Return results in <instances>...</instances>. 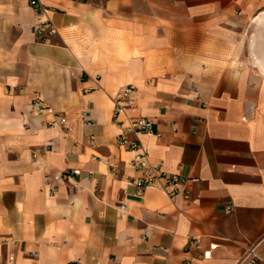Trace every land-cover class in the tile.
<instances>
[{"label":"crops","instance_id":"obj_1","mask_svg":"<svg viewBox=\"0 0 264 264\" xmlns=\"http://www.w3.org/2000/svg\"><path fill=\"white\" fill-rule=\"evenodd\" d=\"M37 1L0 0V264H264V0Z\"/></svg>","mask_w":264,"mask_h":264},{"label":"built area","instance_id":"obj_2","mask_svg":"<svg viewBox=\"0 0 264 264\" xmlns=\"http://www.w3.org/2000/svg\"><path fill=\"white\" fill-rule=\"evenodd\" d=\"M30 4L37 10L38 14L46 13L49 9L45 6H41L37 0H29ZM48 22H37L33 25V32L35 33L36 37L40 41L46 40V27L49 25ZM54 30L50 28L49 32H53ZM135 89L132 85H126L117 93L114 101H115V111L114 117L115 120L118 119V116L121 112L132 108L135 106V97H134ZM41 107V106H40ZM67 120L65 117H61V122L65 123ZM153 128V120L149 117L145 116H138L131 118L129 121L128 126L126 127L127 131L133 132L136 135L143 134V133H150L152 132ZM120 143H125V139L123 137L119 138ZM129 148L135 152V156L132 160L133 166L138 170L142 171V174L138 177L133 179V183L136 185L139 191H142L146 187L157 186L159 182H161V188L167 192L169 195H176L181 193L186 198H189V192L187 190V183L198 182L199 178H186L179 176L177 174H169L166 172L161 171L159 168L155 169H148V161H147V154L143 152L141 145L138 141L133 140L129 142ZM80 170H71L64 173V175L70 177L72 174H79ZM63 175V176H64ZM125 205L122 204L120 206V210H125ZM192 245L196 247V249H201V244L197 240H191L190 242ZM256 245L249 248L247 256L252 260H264V255L260 254L257 249ZM201 256L208 257L210 256L209 251H203ZM100 264V263H99ZM181 264H194L191 260L187 259L184 260Z\"/></svg>","mask_w":264,"mask_h":264}]
</instances>
